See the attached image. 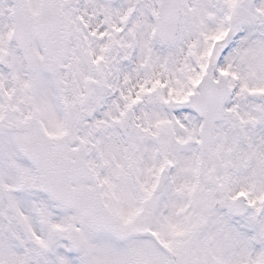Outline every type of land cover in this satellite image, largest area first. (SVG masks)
<instances>
[{
  "label": "rangeland",
  "instance_id": "obj_1",
  "mask_svg": "<svg viewBox=\"0 0 264 264\" xmlns=\"http://www.w3.org/2000/svg\"><path fill=\"white\" fill-rule=\"evenodd\" d=\"M59 1L71 38L75 93L83 101L77 132L97 178L108 195L118 186L123 196L129 184L151 183L164 166L167 186L175 190L162 198L166 204L155 209L150 203L135 219L126 216L141 200L139 191L118 202L107 196L118 219L168 231L187 225V252L193 243L195 264H263L264 0H183L181 32L171 45L154 33L152 17L160 0ZM39 2L28 0L33 12ZM10 9V0H0V116L9 113L14 120L35 114L54 136L66 126L63 73L30 74L8 38ZM35 48L41 52L37 43ZM205 74L215 79L224 74L230 85L211 153L200 148L203 119L187 102ZM127 107L134 116L129 135L120 130ZM20 137L0 129V264L153 262L145 238H136L129 249L88 232L85 248L74 255L65 235L77 225L74 215L42 193L35 169L19 149ZM217 188L230 197L244 192L248 212L231 218L215 209ZM219 243L232 247L222 245L216 256Z\"/></svg>",
  "mask_w": 264,
  "mask_h": 264
},
{
  "label": "water",
  "instance_id": "obj_2",
  "mask_svg": "<svg viewBox=\"0 0 264 264\" xmlns=\"http://www.w3.org/2000/svg\"><path fill=\"white\" fill-rule=\"evenodd\" d=\"M13 28L11 39L22 51L31 71L45 70L57 74L68 52V35L65 15L57 0H41L38 11L33 14L27 0H10ZM183 0H161L154 17L155 33L164 44H174L179 38L183 22ZM37 40L42 49L39 56L34 48ZM68 131L54 139L42 130L35 116H28L13 128L28 132L22 139V150L36 168L41 189L55 203L75 213L81 227L93 232H109L121 240L132 235L147 233L131 226L121 225L111 214L87 163L86 147L77 137V127L82 116V104L71 102L74 75L66 65ZM199 91L189 99L190 106L203 117L200 144L204 151L214 148L215 124L224 116V104L229 94L228 80L220 75L217 80L205 76L198 84ZM133 124L132 111L125 112L121 124L123 132L129 133ZM77 142L78 146L72 145ZM166 181V171L159 181L160 189ZM220 195L219 192L216 193ZM235 214H243L247 204L243 195L223 202ZM70 245L79 250L83 245L80 229L72 227L67 233Z\"/></svg>",
  "mask_w": 264,
  "mask_h": 264
},
{
  "label": "flooded vegetation",
  "instance_id": "obj_3",
  "mask_svg": "<svg viewBox=\"0 0 264 264\" xmlns=\"http://www.w3.org/2000/svg\"><path fill=\"white\" fill-rule=\"evenodd\" d=\"M5 117L8 121V124H12V121L16 120V119L10 120L9 119V113H6ZM128 187H129V189H127V191L123 192L124 193L123 196H121V194H122L121 193V187H118V186L113 192L114 196L107 194L106 186L103 187L105 194L103 193V191H102V193L105 195L106 198L108 196L109 199H115L118 202V201H121L122 198L127 197L128 193L131 192V194L134 195V192L139 191L138 193H139V196L141 197V200H139L134 206H131L130 209L128 210V212H129L128 215H131L133 217H135L134 215L138 214V212H141V207L146 209L149 206V204L153 203V202H154V208L159 209L163 203L166 204L168 202L162 198L164 196L168 197V196L174 194V191H175L172 186H169V185L167 186V183L165 184V186L163 187V189L160 192H155V190L152 186V182L145 184V186H143L142 183H139L138 181H136L135 183L133 182L132 184H129ZM182 194L184 196V199L187 201V190L184 191ZM223 200H224V198H221V199L216 198V204L221 205L223 203ZM185 205H186L185 206L186 215H184L185 216L184 217V224H185V222L187 224V204H185ZM220 208H222L224 210V212H226L225 208H223V207H220ZM144 209L142 210V212L144 211ZM228 216L231 218H234L233 215L228 214ZM163 226H165V225L163 224ZM141 229L151 230V232H152L151 235L141 237V238H145V239L150 241L146 245H148L150 255L153 254L154 259H153L152 263L148 262L147 259L141 258L138 260H134V259L128 260L127 263H125L124 261H121L119 259H117V260H115V259H109L108 260L107 259V260H105L99 264H195L193 262V260L196 261V259H193V257L196 258V254L193 253V243L191 244V242H190V246H188V252H187V225L183 226L182 228H171V229H169V231L164 229V228H162V229L151 228L149 226H143ZM196 230H197V228L194 229L193 234H192L193 236L191 237V239L195 238V236L197 235V233L195 232ZM198 233H200V232H198ZM106 236L110 237L111 239L116 240L112 235L106 234ZM134 238H139V237H134ZM223 240L224 239H222V240L220 239V241H223ZM116 241L119 243H124V244L128 245L129 249H130L131 246L133 245L131 242H133L134 239L131 238V239H128L127 241H124V242H121L118 240H116ZM135 245H138L141 247V245H139V244H135ZM135 245H134V247H135ZM222 245H225L228 247L229 245H231V243L230 244L219 243V247L215 251L216 256H218V253H219L218 250L221 248ZM231 247H232V245H231ZM200 252H202L201 249H200ZM231 254L234 256V258H236L234 248L231 249ZM143 258H145V257H143ZM216 263H218V261H215V264ZM92 264H96V263L93 262ZM203 264H206V263H203Z\"/></svg>",
  "mask_w": 264,
  "mask_h": 264
}]
</instances>
